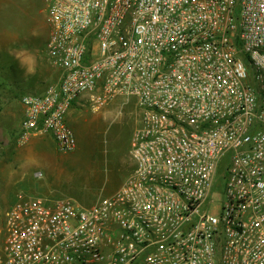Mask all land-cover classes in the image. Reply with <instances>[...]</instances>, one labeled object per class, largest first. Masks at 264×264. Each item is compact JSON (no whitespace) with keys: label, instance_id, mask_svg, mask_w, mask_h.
<instances>
[{"label":"built area","instance_id":"1","mask_svg":"<svg viewBox=\"0 0 264 264\" xmlns=\"http://www.w3.org/2000/svg\"><path fill=\"white\" fill-rule=\"evenodd\" d=\"M60 70L18 141L132 100L133 170L90 207L17 194L0 264H264V0H43Z\"/></svg>","mask_w":264,"mask_h":264},{"label":"rangeland","instance_id":"2","mask_svg":"<svg viewBox=\"0 0 264 264\" xmlns=\"http://www.w3.org/2000/svg\"><path fill=\"white\" fill-rule=\"evenodd\" d=\"M45 8L43 0H0V50L7 49L16 37L20 45L39 51V58L52 65L46 53L50 28ZM38 25L39 34L33 32ZM6 61L5 56L0 58V63ZM43 71L45 75H53V81L60 78L56 67L44 66ZM75 124L70 126L77 138L75 151L61 153L54 145L48 146L30 168L29 178L22 186L19 181L11 186L7 184V170L0 161V223L15 201V191L21 188L32 199L48 202L71 199L86 208L109 197L132 172L130 144L140 124V112L134 101L118 98L97 113L77 107ZM3 149L0 145L2 154Z\"/></svg>","mask_w":264,"mask_h":264},{"label":"crops","instance_id":"3","mask_svg":"<svg viewBox=\"0 0 264 264\" xmlns=\"http://www.w3.org/2000/svg\"><path fill=\"white\" fill-rule=\"evenodd\" d=\"M33 32L39 34V25L34 26ZM17 41L15 37L7 49L0 50V58L5 56L7 59L6 63L1 62L3 64L0 65V145L4 148L3 154L0 152V158L3 157L0 161H3L7 170L5 179L9 186L17 181L22 186L29 178V170L40 154H43L48 146L54 145L56 148L49 134H35L26 142L18 141L20 122L24 116L21 98L26 95H41L48 85L58 80L53 81V75H45L44 66H54L39 58V51L24 47ZM76 114L77 106H73L67 114V122L72 127L76 125ZM16 169H19V173ZM120 186L115 187L111 194ZM20 192L23 193V188L16 190L15 194Z\"/></svg>","mask_w":264,"mask_h":264}]
</instances>
